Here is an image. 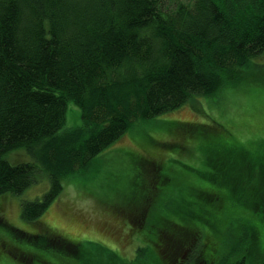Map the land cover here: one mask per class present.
<instances>
[{
  "label": "trees",
  "instance_id": "16d2710c",
  "mask_svg": "<svg viewBox=\"0 0 264 264\" xmlns=\"http://www.w3.org/2000/svg\"><path fill=\"white\" fill-rule=\"evenodd\" d=\"M262 54L264 0H193L172 10L163 0H0V196L21 194L41 173L49 181L41 199L20 205L34 234L2 221L7 234L0 232V242L15 246L19 264H123L105 245L42 228L40 217L63 183H77L75 175L133 122L214 95ZM70 105L80 109L81 122L66 128ZM17 151L28 160L12 163ZM234 164L215 166L223 182L213 174L197 192V209L183 212L189 240L180 245L190 254L176 264L262 263L264 177L255 178L251 164L234 180ZM253 183L262 191L243 195ZM230 200L254 211V219L226 247L218 211ZM165 263L175 264L169 257Z\"/></svg>",
  "mask_w": 264,
  "mask_h": 264
},
{
  "label": "rangeland",
  "instance_id": "374dc122",
  "mask_svg": "<svg viewBox=\"0 0 264 264\" xmlns=\"http://www.w3.org/2000/svg\"><path fill=\"white\" fill-rule=\"evenodd\" d=\"M192 1L163 0V5L172 10ZM80 122V109L70 105L65 127H77ZM231 159L234 180L244 178L241 171L251 164L256 166L255 178L258 172L264 177V54L241 68L236 83H227L214 95L194 97L153 119L133 122L83 176L75 175L72 180L77 183H63L40 223L68 240L105 245L118 252L123 264H166L168 257L176 264L190 254L188 246L180 245L189 240L183 212L197 209V192L211 185L208 179L213 174L217 182H223L215 166ZM9 160L20 164L28 157L17 151L10 153ZM48 189L49 181L41 173L38 182L21 194L0 196V223L34 234L36 228L19 216L20 205L41 199ZM243 190L245 196L262 191L254 183L250 190ZM218 212L226 220L227 227L222 226L226 240L228 236L225 245L232 246L241 225L254 219V211L230 200L225 211ZM202 226L209 230V225ZM0 232L7 234L3 228ZM154 241L157 247L151 245ZM3 242L0 264H19L18 255L13 257L15 246ZM138 247L146 248L136 258Z\"/></svg>",
  "mask_w": 264,
  "mask_h": 264
},
{
  "label": "water",
  "instance_id": "95a60500",
  "mask_svg": "<svg viewBox=\"0 0 264 264\" xmlns=\"http://www.w3.org/2000/svg\"><path fill=\"white\" fill-rule=\"evenodd\" d=\"M261 264H264V259H263V261H262V263Z\"/></svg>",
  "mask_w": 264,
  "mask_h": 264
}]
</instances>
